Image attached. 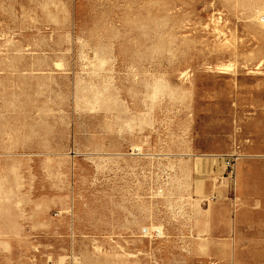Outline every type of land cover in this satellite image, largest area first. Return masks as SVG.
Masks as SVG:
<instances>
[{
    "label": "rangeland",
    "instance_id": "374dc122",
    "mask_svg": "<svg viewBox=\"0 0 264 264\" xmlns=\"http://www.w3.org/2000/svg\"><path fill=\"white\" fill-rule=\"evenodd\" d=\"M0 264H264V0H0Z\"/></svg>",
    "mask_w": 264,
    "mask_h": 264
},
{
    "label": "built area",
    "instance_id": "2783aa9c",
    "mask_svg": "<svg viewBox=\"0 0 264 264\" xmlns=\"http://www.w3.org/2000/svg\"><path fill=\"white\" fill-rule=\"evenodd\" d=\"M231 160H229V161H227V164L229 165V166H231Z\"/></svg>",
    "mask_w": 264,
    "mask_h": 264
}]
</instances>
